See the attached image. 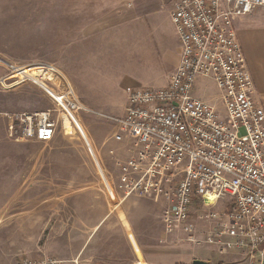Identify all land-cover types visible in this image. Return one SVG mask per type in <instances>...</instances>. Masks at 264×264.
Returning a JSON list of instances; mask_svg holds the SVG:
<instances>
[{
    "label": "rangeland",
    "instance_id": "374dc122",
    "mask_svg": "<svg viewBox=\"0 0 264 264\" xmlns=\"http://www.w3.org/2000/svg\"><path fill=\"white\" fill-rule=\"evenodd\" d=\"M146 3L144 18L141 17L136 32L127 39L88 43L78 42L75 33H78V13L82 19L92 11L53 10L59 4L52 6L48 0H40L38 7L32 9L28 8V1L20 0L21 10L3 11L0 264H14L25 259L78 264V250L83 247H92L95 242L99 245L123 244L124 236L117 234L116 228L123 222L131 233L135 226L144 228L148 221L151 230L163 228V224L155 220L161 221L165 207L163 199L131 195L122 200L120 193L119 199L111 200L104 190L97 173L98 165L109 176L105 168L114 173L116 159L113 154H108L109 159L101 157L96 140H105L113 133L115 123L112 120L94 112L79 111L77 119L73 120L75 123L72 122V131L64 129L66 123L62 126L59 120L54 137L46 142L16 141L6 133L7 113L55 107L53 99L38 83L44 82L54 90H59L62 84L56 78L50 82L47 79L39 82L37 78L35 82L27 78L14 82L16 74L10 72L2 60L17 65L46 63L55 66L68 78L83 103L93 111L111 116L122 115L123 93L128 88L160 87L171 64L170 48L166 43H174L171 37L163 36L171 2L146 0ZM64 11L73 12L76 17L73 14L64 17ZM70 37L77 40H69ZM8 85L11 86L8 88ZM51 89L48 92L53 95ZM193 94L215 101L218 90L212 80L199 77ZM243 133L241 130L240 134ZM112 143H103V152L108 153L107 148ZM218 208L211 207L213 211ZM96 222H102L100 232L91 238L85 231ZM130 259V262L134 260L132 255ZM96 264L116 263L98 259Z\"/></svg>",
    "mask_w": 264,
    "mask_h": 264
},
{
    "label": "built area",
    "instance_id": "2783aa9c",
    "mask_svg": "<svg viewBox=\"0 0 264 264\" xmlns=\"http://www.w3.org/2000/svg\"><path fill=\"white\" fill-rule=\"evenodd\" d=\"M256 9L264 11V0H174L170 18L180 45L178 65L165 86L131 90L121 116L90 109L51 64L2 60L16 74L14 82L56 78L62 84L54 90L38 83L55 107L7 113V136L49 141L59 120L62 126L65 119L75 123L79 111L112 120L114 140L128 135L138 144L117 162L116 189L123 198L161 196L166 232L178 226L194 231L191 217L199 205L198 218L213 226L193 242L216 244L221 252L245 246L247 264H264V107L253 99L252 76L233 24ZM199 77L215 83V101L193 94ZM220 200L228 201L226 208L206 209Z\"/></svg>",
    "mask_w": 264,
    "mask_h": 264
},
{
    "label": "crops",
    "instance_id": "0c3cea01",
    "mask_svg": "<svg viewBox=\"0 0 264 264\" xmlns=\"http://www.w3.org/2000/svg\"><path fill=\"white\" fill-rule=\"evenodd\" d=\"M19 1L20 0H0V41H2L4 34V26L2 24L4 16L3 11L21 10L23 6L19 4ZM24 1H28V5L30 6L28 7L29 9L37 8L38 4H40V0ZM48 2L52 6L59 4V6H54V8H52L53 10H78V12L80 10L92 11L90 14L83 15L82 19L79 17L81 15L78 13V33L74 32L78 35V42L86 43L113 40L123 41L127 39L130 34L136 32L135 27H137L136 25L138 21L141 20V17L144 18L143 13L147 11L148 7L146 0H102L101 2L97 0H48ZM168 2L171 3L168 11L167 23L163 26L165 34H163V31L162 34L166 39H168V37L174 39V43H166L170 48L171 64L166 78L160 87L168 83L169 75L176 69L180 58V45L170 18L174 0H168ZM95 10H97V12H95ZM72 14L73 12L64 11L62 15L65 17V15L72 16ZM73 16L76 17V14H73ZM233 24L236 29L238 42L246 59L247 68L252 76L254 84L253 99L264 107V11L256 9L245 16L235 19ZM69 40H77V38L70 37ZM173 44H175L174 50L172 49ZM10 86L11 85H8V88ZM142 87L153 86L130 87L125 90L123 93L122 115L125 112L129 92L133 89ZM111 135L105 140L98 139L96 141L99 144V150H97L101 154V157L109 159L108 154L114 155L113 157L116 159L114 163L115 172L111 173L108 171L104 163L106 167L105 171H107L109 176L106 175L100 164L98 165L97 173L107 196L109 199L115 200L120 197V193L116 189L118 175L117 162L127 159L135 148L138 147V144L134 138L128 135H124L120 141L114 140ZM106 141L107 143L113 142L111 147L107 148L108 153L106 151L103 152L104 147H101L103 143L106 144ZM97 143H95V145H97ZM107 164L110 165L111 163L107 161ZM149 196H157V198L163 199L158 195H147L145 197ZM121 199L124 200L126 198ZM227 203V200H220L216 205L206 207V209L210 210L211 207L217 206H219L218 210L224 209ZM195 209L191 217L192 223L194 224V231L186 232L178 226L173 231L166 232L162 213L160 217L161 221L155 220L159 223L161 222L163 228L160 227L151 230L149 226L151 224L150 221H148V224H145L144 228L135 226L131 233L128 230L127 224L123 222L122 226L118 225L116 227L118 230L117 234L124 236L125 242L123 244L108 243L107 245H99L95 242L92 244V247H83L78 250V264H96L98 259L106 261L110 259L116 264H128V262L131 261V255L134 259L130 262L131 264H191L193 259L208 260L210 264H247L248 261L250 263V258L246 256L247 249L245 246L235 247L221 252L216 244L193 242L195 236L200 239V236H202V234H207L213 226V221L208 222L198 218V211L202 209V207L196 205ZM149 217L150 216L147 218ZM202 221H206V223ZM101 223L96 222L92 224L85 232L90 233L91 238H93L94 234L100 232ZM96 239L97 238H94L93 240ZM224 239L227 240L229 237L225 236ZM100 257H104V259Z\"/></svg>",
    "mask_w": 264,
    "mask_h": 264
},
{
    "label": "water",
    "instance_id": "95a60500",
    "mask_svg": "<svg viewBox=\"0 0 264 264\" xmlns=\"http://www.w3.org/2000/svg\"><path fill=\"white\" fill-rule=\"evenodd\" d=\"M191 264H210V262L203 259H193Z\"/></svg>",
    "mask_w": 264,
    "mask_h": 264
},
{
    "label": "bare ground",
    "instance_id": "6f19581e",
    "mask_svg": "<svg viewBox=\"0 0 264 264\" xmlns=\"http://www.w3.org/2000/svg\"><path fill=\"white\" fill-rule=\"evenodd\" d=\"M68 120H69V119H68ZM68 120L65 119L64 122L66 123V125H65V127H63V128L72 131L74 125H72V123H70V121H68ZM73 120H74V118H73ZM73 131H74V130H73Z\"/></svg>",
    "mask_w": 264,
    "mask_h": 264
}]
</instances>
